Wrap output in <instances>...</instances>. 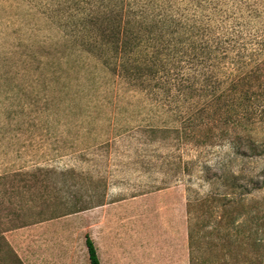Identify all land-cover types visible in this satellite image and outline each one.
<instances>
[{"label": "rangeland", "instance_id": "rangeland-1", "mask_svg": "<svg viewBox=\"0 0 264 264\" xmlns=\"http://www.w3.org/2000/svg\"><path fill=\"white\" fill-rule=\"evenodd\" d=\"M85 236L101 264H264V0H0V264H89Z\"/></svg>", "mask_w": 264, "mask_h": 264}, {"label": "trees", "instance_id": "trees-1", "mask_svg": "<svg viewBox=\"0 0 264 264\" xmlns=\"http://www.w3.org/2000/svg\"><path fill=\"white\" fill-rule=\"evenodd\" d=\"M147 28V27H146ZM150 28V27H148ZM147 28V29H148ZM153 28V27H152ZM150 31V30H147ZM159 31L161 32V30L159 29ZM163 41V40H162ZM157 45V44H156ZM132 46V45H130ZM176 50V47H174ZM155 53H153V61H151L150 65H149V69L147 68V66H145V72L147 73H151L152 70L158 68V66H160V60H158L157 55L161 52L164 53V51H168L165 48H163V46H155L154 48ZM205 49H210V48H205L204 46H193L191 51H192V57H198L199 59H201L203 61L204 55H205ZM216 49V48H215ZM215 49L208 52L211 53V55L215 54ZM211 50V49H210ZM168 55V54H166ZM157 61V64L156 62ZM148 62V61H146ZM136 68V67H135ZM147 68V70H146ZM139 70V68H137ZM126 70H131L129 69V67ZM151 71V72H150ZM258 72L260 74H262V72L260 70H258ZM236 81L231 80L229 82V85H227V90H224L222 93H217L215 90H213V92L211 91L210 96L212 97V101L213 104L216 105V109L215 110H219L220 108H222V114L224 115L225 120H228L229 117H231V115H236L237 111L240 109V104L244 105L247 104V106L249 105V103L251 101H254L253 99H255V95L253 93H249L248 91H244V92H237V88L242 87L243 85H246L250 76L246 75V74H242L237 76H234ZM201 89V88H200ZM254 95V97H253ZM253 97V99H252ZM252 99V100H251ZM221 106V107H220ZM214 111V110H213ZM222 120V125H224L223 119ZM209 198V197H208ZM222 199V198H221ZM221 199L218 198H214V197H210L209 199H205L200 203V207H201V212L202 214H207L208 217L210 218L209 220H207L205 222L206 225L209 224H216L213 225V227L215 228L216 232L217 230L220 231L221 227L219 224H221L219 222V218L222 217V214H218L220 211V207L222 206L221 203ZM192 212L190 210L187 211V227H188V234H187V239L189 241L188 245L192 248L191 243L195 242L196 237H198V232L199 229L194 228L193 225V220H192ZM203 224V223H201ZM222 230V229H221ZM85 247H86V251H87V257H88V263L89 264H100L99 263V259L96 253V248L91 240L90 237L85 236ZM191 251V250H190ZM11 254H13V252H11ZM213 254H215L214 256H210L209 252H190V264H201V263H206V264H217L220 263V255L216 254L215 252H213ZM15 256V255H14ZM250 261V260H249ZM228 263V262H226Z\"/></svg>", "mask_w": 264, "mask_h": 264}, {"label": "crops", "instance_id": "crops-1", "mask_svg": "<svg viewBox=\"0 0 264 264\" xmlns=\"http://www.w3.org/2000/svg\"><path fill=\"white\" fill-rule=\"evenodd\" d=\"M97 253V252H96ZM97 256H98V254H97ZM98 259H99V256H98ZM99 263H100V259H99ZM101 264V263H100Z\"/></svg>", "mask_w": 264, "mask_h": 264}]
</instances>
